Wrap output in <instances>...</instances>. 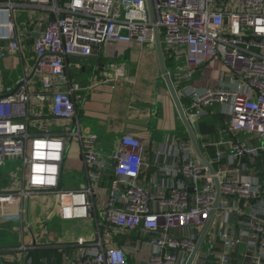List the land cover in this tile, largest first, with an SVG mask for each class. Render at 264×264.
Segmentation results:
<instances>
[{
    "label": "built area",
    "instance_id": "built-area-1",
    "mask_svg": "<svg viewBox=\"0 0 264 264\" xmlns=\"http://www.w3.org/2000/svg\"><path fill=\"white\" fill-rule=\"evenodd\" d=\"M21 7L47 16L33 44L42 89L36 96L41 101L50 97V115L63 124L58 133H30L26 77L0 89V165H23L21 186L0 191V208L16 199L54 194L62 219L90 216V196L101 181L104 160L94 148V136L82 139L73 99L80 87L69 82L65 59L99 53L107 42L150 45L158 38L179 100H186L187 118L199 120L216 107L227 115L219 139L198 143L208 164L196 155L191 140L174 151L166 145L157 154L169 150L174 155V165H162L174 180L147 182L142 177L147 146L123 133L110 155L115 179L97 234L73 249L66 243L48 248L62 253L60 264H128L129 253L136 257L143 245L156 250L141 264H186L211 218L191 264H202L198 257L214 264H264V0H150V6L148 0H0V58L20 54L14 16ZM211 60L224 66L218 86L192 84ZM239 134L246 137L238 139ZM248 135L257 138L255 144ZM79 138L89 181L64 189L65 151L70 139ZM119 232L134 238L116 242ZM36 243L33 236L32 243L0 254L19 264H37L29 253ZM203 243L208 250L201 254Z\"/></svg>",
    "mask_w": 264,
    "mask_h": 264
},
{
    "label": "crops",
    "instance_id": "crops-1",
    "mask_svg": "<svg viewBox=\"0 0 264 264\" xmlns=\"http://www.w3.org/2000/svg\"><path fill=\"white\" fill-rule=\"evenodd\" d=\"M61 1L63 0H59V2ZM16 13L25 17L23 26L19 29L21 32H18L21 50L20 54H10L0 58V89L5 85L15 86L25 76L28 89L31 92V100L27 106L31 116V120L28 122L30 133L37 135L45 132L58 133L63 120L51 117L49 96L44 101L39 100L36 96L41 93L42 89H40L37 72L35 71L31 76L32 69L37 62L35 52H33L34 41H29V38L23 35L24 32H30L36 25H40L47 16L42 11L27 7H21L16 10ZM99 51L94 54L97 55L95 59L77 54L66 57L64 62V70L68 75L69 82L76 83L80 87L78 91L74 92L73 99L78 112L82 139L94 136V148L104 160V165L101 168V181L90 196L93 204L90 216L82 219H62L58 215V197L54 194L32 196L24 200L16 199L4 206L2 204L0 208V229L12 227L22 237L23 235L35 236L36 231L33 232V229L44 226L48 221L60 220L67 223V226H72L70 231L65 232L67 238L64 241L61 239L62 242L50 241L46 234L44 237L46 240L43 243L45 249L49 246L52 247L51 245L54 243L55 245L71 244L73 249L74 244L79 240L90 239L97 234V223L104 215L103 209L115 179L110 155L118 147L120 135L130 133L147 142L145 159L148 166L142 172V177L147 182L156 179L171 183L174 177L165 176L162 165H174V155L169 150H165V154H157V151L162 150L161 148L166 145L174 151L176 146L190 140L187 135L186 140L185 137L183 138L184 135L175 133L179 129L180 118L165 84L155 44L113 41L104 44ZM165 60L166 57L163 54L164 65ZM223 73L224 66L217 60H211L200 69L192 80V84L203 89L215 87L221 81ZM205 74L208 76L207 82L209 83L200 84V76ZM65 86L66 84H64ZM180 103L186 106V100L181 99ZM214 111L224 115V125L221 127L216 124V127L214 125L211 127L207 124L205 128L201 124L203 118H200L198 120L199 130L196 133V136L201 140L200 146L205 144L207 137L219 139L226 127L227 115L221 114L218 107L213 108ZM243 137L246 135H237L238 139H243ZM248 137L251 138V144L256 143V137L250 135ZM63 161L61 185L64 182L62 179L64 172L69 173L68 179L74 182L73 187L68 189H78L81 185L88 184L87 173L90 169L82 157L80 138L68 141ZM15 162L7 161L5 163L7 165H0V171L2 168H5L6 171L9 168L13 169L18 164ZM8 172L11 173L12 170ZM11 188L12 186L0 187V191ZM119 241L123 242V239H118L116 242ZM22 243H24V239L19 245ZM206 244L208 250V243ZM142 247H146V252L149 251L147 250L148 246L143 245ZM9 248H0V250ZM70 250L64 249L63 252ZM206 251L202 249L201 254ZM139 254L136 257L133 254L130 255V264L133 262L135 264L142 263L143 259ZM52 256L46 258L50 261ZM198 259L202 264L215 263L212 259L206 260L202 257H198ZM12 262L10 256L0 254V264H12ZM53 264H60L57 262V257Z\"/></svg>",
    "mask_w": 264,
    "mask_h": 264
},
{
    "label": "rangeland",
    "instance_id": "rangeland-1",
    "mask_svg": "<svg viewBox=\"0 0 264 264\" xmlns=\"http://www.w3.org/2000/svg\"><path fill=\"white\" fill-rule=\"evenodd\" d=\"M15 25H16V28H17V31L20 33L21 31L19 29L22 28L23 26V21L25 19V17L21 14L18 15L17 13H15ZM180 62H178L177 64H179ZM171 65L169 64L168 67H170ZM175 76L172 75V78H174ZM200 84H205L207 81H208V76L205 74V75H201L200 76ZM173 80V79H172ZM209 83V82H207ZM210 85V84H208ZM218 86V85H217ZM218 115V116H216ZM207 116V117H206ZM206 116H203L202 118L203 119H206V120H201L203 121L201 124L206 128V125H211V127H213V125L216 127V124H219L221 127L224 125V119H223V116L224 115H220L219 113H216L215 111H211L210 110L208 111L207 115ZM206 117V118H204ZM177 121H179V119H177ZM179 129L175 132L179 135H184L183 138L186 139V135L188 137V134L186 133V130H185V127L183 125V123H180L179 121ZM196 139L198 140V143H200V139L198 136H196ZM187 140V139H186ZM144 143L146 144L147 142L144 141ZM18 163V164H16ZM15 166L14 168H9V170H12V172H8L9 170H5V168L1 169L0 171V187H8V186H12V188H16V187H19L21 186V183H22V174H23V165L22 163L20 162H15ZM7 165V164H5ZM4 165V166H5ZM69 178V173L67 172H64L62 174V179L64 180V182L62 183V187L64 189H68V188H71L73 187L74 185V182L71 181ZM102 185V183H101ZM95 189H97V187H95ZM11 221V220H9ZM8 221V222H9ZM74 224V223H73ZM72 226H67V223H65L64 221L61 222L60 220H54V221H48L45 223L44 226H40L39 228H34L33 229V232L36 231V233L34 234L35 235V239L37 241L36 245L37 248L34 249L31 253H36L37 256H40L39 257V260L40 259H43V258H46L48 257L47 254L44 255V253H42V250H45L44 248V242L46 240L45 235L48 234V239L50 241H54V242H62L64 241L66 238H67V234L65 233L66 231H70V228ZM52 236V237H51ZM132 239L134 238V234H129V233H126V232H119L114 239ZM24 239V243L25 245H28L30 243L33 242V237L32 235H23V237L18 233L16 232L12 227L9 228H3V229H0V248H9L10 246L11 247H17V245H19ZM62 239V241H61ZM201 248L204 249V251L207 250V244L206 243H203L201 245ZM142 252H140L139 256L141 259L143 260H146L148 258V256L152 253L155 252V247H152L150 246L149 248H147V251L146 252V247H142ZM61 260V259H60ZM11 261L12 264H19L17 261H15V258H11ZM57 262L59 263L60 261L57 260ZM128 263L130 264L131 263V259H130V254L128 256ZM132 264H135V262H133Z\"/></svg>",
    "mask_w": 264,
    "mask_h": 264
},
{
    "label": "water",
    "instance_id": "water-1",
    "mask_svg": "<svg viewBox=\"0 0 264 264\" xmlns=\"http://www.w3.org/2000/svg\"><path fill=\"white\" fill-rule=\"evenodd\" d=\"M148 5L150 6V0H148ZM45 23L42 22L40 23V25H36L32 31L30 32H24L23 35L27 36L29 38V41H34L37 37L40 36V31H42L44 29ZM156 45V49L158 50V56H159V64L162 70V75L165 81V84L167 85V88L170 92L171 98L173 100V103L175 104V107L178 111V115L180 118V121H182L187 134H188V138L191 140L192 145L194 147L195 153L196 155L201 159V161L205 164H208V162L206 161V159L202 156L201 152H200V148L198 145V140L196 139V133L199 130V121L198 120H190L189 118H187L186 113L184 111L183 105L182 103H180L177 91L175 89V86L172 84L170 75L168 74L167 68L164 65V61H163V54H162V49L160 48V42L159 39H156L155 42ZM97 54V53H96ZM83 56V55H82ZM85 57H92V58H96L97 55H87ZM38 63L36 62L34 68L32 69V74L31 76L34 75L35 73V69L37 68ZM30 76V77H31ZM263 145H264V141H263ZM115 194L117 195L118 192H115ZM211 218L209 219L208 223L206 224V226L203 229V232L201 233L198 242L195 246V250L193 251L192 255L189 257L188 261L186 262V264H191L192 260L194 259V257L196 256V253L198 251V246L200 244V242L202 241L203 237L205 236L206 232H207V228L210 224Z\"/></svg>",
    "mask_w": 264,
    "mask_h": 264
},
{
    "label": "trees",
    "instance_id": "trees-1",
    "mask_svg": "<svg viewBox=\"0 0 264 264\" xmlns=\"http://www.w3.org/2000/svg\"><path fill=\"white\" fill-rule=\"evenodd\" d=\"M169 64H170V62L165 60V67H166L167 69H169V67H168ZM181 102H182V101H181ZM32 251H33V250H32ZM32 251L29 252L30 255L33 257V259L35 260V262H36L37 264H41V262H40V260H39V257H40V256H37L35 252H34V253H31ZM42 253H44V255L47 254L48 257H51V255H56L57 260H59V261H60V259L62 258V253H60V252H58V251H56V250H54V249L46 248L45 250H42Z\"/></svg>",
    "mask_w": 264,
    "mask_h": 264
}]
</instances>
